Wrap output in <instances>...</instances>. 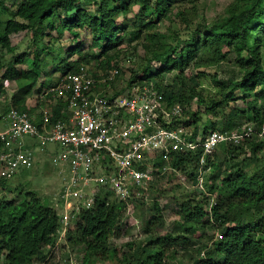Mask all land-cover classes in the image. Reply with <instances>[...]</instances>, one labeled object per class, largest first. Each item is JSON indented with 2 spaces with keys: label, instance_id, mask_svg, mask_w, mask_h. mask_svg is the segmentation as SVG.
<instances>
[{
  "label": "trees",
  "instance_id": "obj_1",
  "mask_svg": "<svg viewBox=\"0 0 264 264\" xmlns=\"http://www.w3.org/2000/svg\"><path fill=\"white\" fill-rule=\"evenodd\" d=\"M15 1L13 16L0 25V60L5 52L13 54L2 79L16 76L23 82L10 108L34 112L37 106L30 107L28 101L35 92L78 72L92 59H99L104 69L111 68L119 63L124 48L136 46L147 54V65L138 78L139 69L130 66L129 83L153 82L169 104L184 107L185 122L195 134L242 128L243 117L256 128L264 125V105H260L264 102V0H232L222 15L195 27L191 25L200 0ZM7 8V0H0V16ZM130 15L132 23L127 22ZM166 22H179L189 33L160 31ZM53 32L58 38L69 33L73 39L69 51L79 58L72 60L68 53L55 66L61 75L39 89L44 56L57 42ZM21 34L31 36L33 57L26 51L17 54L13 37ZM87 40L99 49V55L83 54ZM231 54L235 55V74L228 79L214 74L211 81L219 96L207 100L199 88L209 75L201 70L225 64ZM153 64H160L159 69L154 71ZM171 73H175L173 81L166 84V75ZM0 91L4 92L3 83ZM55 113L59 117L60 109ZM202 113L208 116L204 123ZM219 150L224 152L222 157ZM219 150L207 155L203 167L200 149L171 154L173 170L161 176L158 172L150 184V191L157 195L147 207L149 240L139 247L129 243L130 257L120 259L111 244L127 233L122 225L128 209L125 202L110 199L109 192L99 196L92 208L80 211L65 239L72 248L82 249V264H264V141L251 139L240 145H221ZM250 166L256 170L249 172ZM174 170L195 185L204 171L207 195L186 192L177 209L168 211V205L158 200L159 195L165 197L158 184L174 177ZM0 187L7 188L6 178L0 177ZM167 217L174 220L172 231L154 232L164 227ZM212 227L221 232L220 238L215 240L209 233ZM60 228L57 210L34 193L24 197L0 193V264H36L38 260L49 264Z\"/></svg>",
  "mask_w": 264,
  "mask_h": 264
},
{
  "label": "built area",
  "instance_id": "obj_2",
  "mask_svg": "<svg viewBox=\"0 0 264 264\" xmlns=\"http://www.w3.org/2000/svg\"><path fill=\"white\" fill-rule=\"evenodd\" d=\"M122 76L120 63L109 69L96 61L81 65L78 72L37 92L38 103H43L39 121L37 115L16 108H9L4 115L0 177L29 171L42 156L56 166L62 181L58 236L65 237L80 211L92 208L101 195L110 192V199L129 207L134 195L148 190L158 172L161 176L173 170L169 164L173 153L190 154L200 149L203 167L207 155L221 145L264 141V125L195 134L185 122L180 103L169 104L163 92L147 80L131 84L129 79L116 89ZM161 161L164 163L157 167ZM201 174L197 186L203 187Z\"/></svg>",
  "mask_w": 264,
  "mask_h": 264
},
{
  "label": "rangeland",
  "instance_id": "obj_3",
  "mask_svg": "<svg viewBox=\"0 0 264 264\" xmlns=\"http://www.w3.org/2000/svg\"><path fill=\"white\" fill-rule=\"evenodd\" d=\"M15 2L17 1L7 0V12L2 13L0 16V25H2V23H6V21H8V19L13 16V10L15 9L13 3ZM231 2L232 0H200L198 16L196 17L194 24L191 26L195 27L196 23L212 21L219 15H222ZM131 17L133 16L130 15L127 19V22L132 23ZM160 31L171 35L173 31H179L183 34L189 33L188 30H185L184 25H181L179 22H166L160 27ZM53 36L57 39V42L53 51L51 50V53L48 54L49 56H44V61L46 64L43 65L44 73L38 85L39 89L44 85H48L49 79L57 78L61 75L59 71L55 70V66L61 61L62 58H66L68 53H70L72 60L79 58L77 53L72 54V52L69 51L70 47L73 45V39L69 33L65 32L62 38H58L56 32H53ZM13 42L18 47L17 54L26 51L29 52L33 57L35 47L30 35L21 34L14 36ZM135 47L136 46L124 48L121 52V58L118 61L123 66V76L120 77L116 89H119L125 83H128L131 77V73L128 69L130 66L132 68H136L137 70L139 69V75L137 78L139 76H143V68L147 65V54L141 47ZM83 54L97 56L99 55V49L91 46V41L87 40L83 46ZM12 57L13 54L5 52L3 53V56L0 60V85L3 83L4 86V92L0 91V130L5 129L6 127L4 113L8 108L11 107L13 95L16 94L23 85V82L18 80L16 76L11 77L9 80L2 79V76L5 73V66L10 62ZM97 60V64H99V59ZM95 61L96 59H92L90 62L83 64L92 65L95 64ZM234 61L235 55L231 54L228 62L225 64L201 70L206 71V73L209 75L207 78L202 80L201 87L199 88V91L202 92L207 100H209V98H216L219 96V90L211 81L213 75L217 73L220 79H228L229 77L233 76L236 70ZM159 67V65L156 66L153 64L154 71L159 69ZM186 74H191L189 69L186 71ZM174 75L175 73L167 74L164 82L166 84L172 82ZM238 94H240V92H238ZM37 98V92H35V94L32 95L28 101L30 107H39ZM231 105L234 106L235 104L232 103ZM260 105H264V102H261ZM195 107V104H193V108ZM201 117V123H204L208 119V116L204 113L201 114ZM223 119L224 118L220 117L219 121L221 122ZM242 121L245 122L243 127L250 125V122L247 123L246 118L243 117ZM201 129H203V127ZM219 152L222 157L224 152L220 150ZM46 158V156H42L40 159L41 161L37 163L31 170H23L11 177L6 178L7 188L3 190L0 187L1 195H6L7 197L21 195V197H24L27 193L31 192L48 204L53 205V207L58 211L59 209L57 203L62 181L56 166L50 160H46ZM255 170L256 169L254 166L249 167V172H254ZM178 176L180 178L182 177L181 180H177ZM178 183H180L179 188L176 187ZM149 188L150 186L148 187V190L144 191V193L135 194V197L130 200V205L126 211V215L122 224L127 233L122 237L113 239L111 241L112 246L118 249V255L120 259H124L126 256L130 257L129 246H127L129 243L135 247H139L149 240L148 235L145 232V220L148 219L147 207L157 195H154ZM158 188H161V191H163L165 194V197H161L159 195L158 200L161 205H168V211L177 209L178 205L183 201V195L186 192L192 194L202 192L207 195V189L204 187V185L201 187L200 185L197 186L192 184L181 173L180 175L176 174L174 177L164 179L158 184ZM173 227V218L167 217L164 227L160 228V230L156 229L154 232L157 231L156 233L165 234L167 232H171ZM209 233L215 237V240L220 238L221 232L216 227H212ZM50 255L51 258L49 259V264H82L84 257L82 249L72 248L66 241L65 237L60 235L58 236L56 247L50 252ZM36 264L43 263L42 261L38 260L36 261ZM99 264L113 263L105 262ZM115 264L120 263L116 262Z\"/></svg>",
  "mask_w": 264,
  "mask_h": 264
},
{
  "label": "crops",
  "instance_id": "obj_4",
  "mask_svg": "<svg viewBox=\"0 0 264 264\" xmlns=\"http://www.w3.org/2000/svg\"><path fill=\"white\" fill-rule=\"evenodd\" d=\"M40 110V107H37V108H35V111L34 112H31L32 114H34V115H37V120L39 121L40 120V117H39V111Z\"/></svg>",
  "mask_w": 264,
  "mask_h": 264
}]
</instances>
